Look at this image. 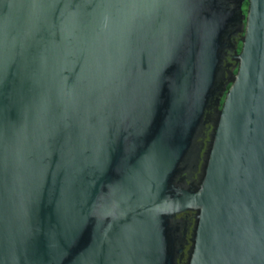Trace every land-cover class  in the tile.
<instances>
[{"label": "water", "instance_id": "water-1", "mask_svg": "<svg viewBox=\"0 0 264 264\" xmlns=\"http://www.w3.org/2000/svg\"><path fill=\"white\" fill-rule=\"evenodd\" d=\"M243 1L0 0V264H264Z\"/></svg>", "mask_w": 264, "mask_h": 264}, {"label": "flooded vegetation", "instance_id": "flooded-vegetation-1", "mask_svg": "<svg viewBox=\"0 0 264 264\" xmlns=\"http://www.w3.org/2000/svg\"><path fill=\"white\" fill-rule=\"evenodd\" d=\"M244 1H245V0H244ZM244 1H243L242 4H241V8H242V11H243V9H244L243 13L245 14L247 5H246L245 7L243 6ZM238 45H241V44L239 43Z\"/></svg>", "mask_w": 264, "mask_h": 264}, {"label": "trees", "instance_id": "trees-1", "mask_svg": "<svg viewBox=\"0 0 264 264\" xmlns=\"http://www.w3.org/2000/svg\"><path fill=\"white\" fill-rule=\"evenodd\" d=\"M247 5V0H245L244 1V4H243V6L245 7ZM243 11H244V9H243ZM240 49V45H238V50Z\"/></svg>", "mask_w": 264, "mask_h": 264}]
</instances>
